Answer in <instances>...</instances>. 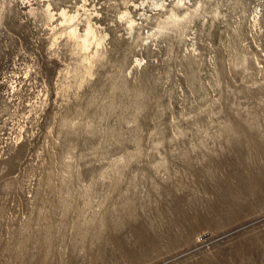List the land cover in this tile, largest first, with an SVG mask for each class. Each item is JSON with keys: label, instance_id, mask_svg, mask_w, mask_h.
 <instances>
[{"label": "clouds", "instance_id": "obj_1", "mask_svg": "<svg viewBox=\"0 0 264 264\" xmlns=\"http://www.w3.org/2000/svg\"><path fill=\"white\" fill-rule=\"evenodd\" d=\"M124 4L164 19L142 25L125 10L108 31L92 23L95 11L82 19L62 10L65 30L51 36L47 56L40 49L41 72L50 85L58 72L61 81L47 129L55 155L42 152L15 174L0 161V264H154L163 247L147 240L179 232L182 217L196 224L218 198L240 202L241 182L250 198L264 197V80L241 89L201 79L222 45L197 40L200 2ZM11 7L0 0V26ZM250 233L260 258L241 250L224 264H264V233ZM211 260L219 264L215 250Z\"/></svg>", "mask_w": 264, "mask_h": 264}, {"label": "rangeland", "instance_id": "obj_2", "mask_svg": "<svg viewBox=\"0 0 264 264\" xmlns=\"http://www.w3.org/2000/svg\"><path fill=\"white\" fill-rule=\"evenodd\" d=\"M8 2L12 5L11 16H6L4 25L0 26V161L9 160V167L15 174L27 170L24 165L28 169L35 166L42 152H48L50 157L55 155L48 148L50 134L47 129L55 124L59 108L60 74L57 73L56 80L50 85L40 70L38 56L42 46L47 56L51 36L65 30V18L59 15L61 9L66 10L67 15L79 13L82 19L95 11L97 15L90 16L92 23L107 26L108 31H113L115 16L125 10L142 25L151 24L155 16L160 20L164 16L153 14L147 6L141 9L129 5L125 9L124 0ZM141 2L131 0L132 4ZM164 2L167 4L168 0ZM196 2L202 4L201 13L193 21L197 40L210 43L213 48L222 45L217 49L214 73L210 75V69L201 79L213 83L218 80L221 88L239 86L241 89L252 82L264 80V67L259 66L264 65V5L259 0H188L191 6ZM257 7L261 9L259 14H255ZM45 8H50V13H45ZM187 10L176 11L179 15ZM214 11L219 12V17L213 15ZM141 12L149 17L148 21L138 19ZM50 14L55 18L49 24ZM53 27H56L55 33H51ZM83 27L81 24V31ZM205 44L198 43L197 47L206 57L210 50ZM229 163L235 167L234 161ZM239 188L245 193L240 202H232L226 196L218 198L200 215L198 223L193 224L191 218L182 217L178 221L179 232H169L158 240L149 238L147 243L150 247H163L154 264H168L173 257H183L178 264H213L212 250L216 251L219 264H224V257L241 250L258 260L261 252L249 238L252 235L250 232L259 230L264 233V197L250 198L244 182ZM23 210L18 201L16 211ZM134 231L142 235V229ZM117 243L124 247L123 241ZM208 245L211 248L206 247Z\"/></svg>", "mask_w": 264, "mask_h": 264}, {"label": "bare ground", "instance_id": "obj_3", "mask_svg": "<svg viewBox=\"0 0 264 264\" xmlns=\"http://www.w3.org/2000/svg\"><path fill=\"white\" fill-rule=\"evenodd\" d=\"M63 9H61V11H62ZM50 15H52V14H50ZM69 16H71V15H69Z\"/></svg>", "mask_w": 264, "mask_h": 264}]
</instances>
